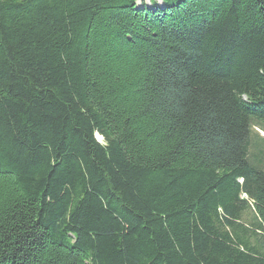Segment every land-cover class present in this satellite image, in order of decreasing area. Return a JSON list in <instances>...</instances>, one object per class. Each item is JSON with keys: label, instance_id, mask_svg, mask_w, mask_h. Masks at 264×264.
Wrapping results in <instances>:
<instances>
[{"label": "trees", "instance_id": "obj_1", "mask_svg": "<svg viewBox=\"0 0 264 264\" xmlns=\"http://www.w3.org/2000/svg\"><path fill=\"white\" fill-rule=\"evenodd\" d=\"M0 0V264H264V0Z\"/></svg>", "mask_w": 264, "mask_h": 264}, {"label": "rangeland", "instance_id": "obj_2", "mask_svg": "<svg viewBox=\"0 0 264 264\" xmlns=\"http://www.w3.org/2000/svg\"><path fill=\"white\" fill-rule=\"evenodd\" d=\"M153 1L156 2V4L158 5V7L160 6L159 0H153ZM141 5H143V6L147 7V8H150V2H149V0H137V6H141ZM254 133H257L259 135L258 137L264 138V134L261 133L259 130H257V131L254 130ZM263 143H264V141H263Z\"/></svg>", "mask_w": 264, "mask_h": 264}]
</instances>
